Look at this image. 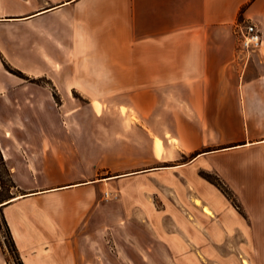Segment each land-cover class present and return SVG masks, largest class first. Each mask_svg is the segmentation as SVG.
Returning a JSON list of instances; mask_svg holds the SVG:
<instances>
[{
    "label": "crops",
    "instance_id": "obj_1",
    "mask_svg": "<svg viewBox=\"0 0 264 264\" xmlns=\"http://www.w3.org/2000/svg\"><path fill=\"white\" fill-rule=\"evenodd\" d=\"M240 22L264 37V0H0V151L23 193L3 209L23 264H109L89 208L46 201L93 189L96 147L117 143L126 167L128 132L133 174H216L264 232V47L238 57ZM79 99L118 104L136 128H111L104 108L80 129ZM78 163L86 176H66ZM48 171L64 176L41 186Z\"/></svg>",
    "mask_w": 264,
    "mask_h": 264
},
{
    "label": "rangeland",
    "instance_id": "obj_2",
    "mask_svg": "<svg viewBox=\"0 0 264 264\" xmlns=\"http://www.w3.org/2000/svg\"><path fill=\"white\" fill-rule=\"evenodd\" d=\"M77 105L80 129L102 127V119L94 118L93 113L104 108L111 113V119L107 121L111 128L124 127L128 131L136 128L134 119L122 121L115 118L114 113L125 111L116 103L94 104L93 108L86 100L79 99ZM130 133L133 132H128L126 140L121 136V140L126 141V167H119V152L122 150L117 143L111 144V151H107L105 145L96 147L88 151L94 154L93 189L61 200H47L46 205L77 203L89 208L88 218L95 226L96 253H104L109 264H144L142 258L145 254L150 256L153 264H264L262 226H252L233 193L227 197L204 178L215 180L211 176L213 173L176 168L160 170L154 176H137L133 173L143 168L129 166L135 160L137 146L135 136ZM166 145L164 141L158 150L156 156L160 159L168 155ZM146 154L147 151L140 152L142 156ZM86 169L78 163L66 176L82 178L86 176L83 173ZM55 176L49 171L42 174L40 185L46 186L64 175ZM109 178L116 180L105 182ZM97 183L104 185L96 187ZM21 194V189L13 185L0 165V264H19L17 253L20 257L21 254L16 242L15 251L8 235L10 228L3 203ZM92 195L93 199H87ZM52 218L57 220L58 217ZM52 218H47L50 225ZM58 250L52 248V252L45 255L55 256ZM99 264L103 262L99 261Z\"/></svg>",
    "mask_w": 264,
    "mask_h": 264
},
{
    "label": "built area",
    "instance_id": "obj_3",
    "mask_svg": "<svg viewBox=\"0 0 264 264\" xmlns=\"http://www.w3.org/2000/svg\"><path fill=\"white\" fill-rule=\"evenodd\" d=\"M236 51L243 61L251 54L260 52L264 47L261 28L253 22H240L235 27Z\"/></svg>",
    "mask_w": 264,
    "mask_h": 264
},
{
    "label": "trees",
    "instance_id": "obj_4",
    "mask_svg": "<svg viewBox=\"0 0 264 264\" xmlns=\"http://www.w3.org/2000/svg\"><path fill=\"white\" fill-rule=\"evenodd\" d=\"M9 70L12 73H14V74H16V75H18V76H20V77H22L24 79H27V80L29 79V78H26V76L23 73L19 72V71H13L11 69H9ZM0 165H2L4 167L6 173L11 178V181H12V183L14 185L15 183L12 180L11 172H10V170L8 169V167H7L6 163H5V160H4V157H3L2 153H1V151H0ZM211 176H214L215 177V180H211L209 177H204V176L203 177L207 181H209L210 183H212L214 186H216L225 195H227V197L232 195L231 190L222 182V180L216 174L215 175L211 174ZM4 222H5V225L7 226L6 221H4ZM8 235L10 236V239H11V242H12L13 247L15 248V251H17L16 246H15V241H14L13 236H12V234H11V232H10L9 229H8ZM17 260H18V263L19 264H23V262L21 260V257L18 255V253H17Z\"/></svg>",
    "mask_w": 264,
    "mask_h": 264
},
{
    "label": "water",
    "instance_id": "obj_5",
    "mask_svg": "<svg viewBox=\"0 0 264 264\" xmlns=\"http://www.w3.org/2000/svg\"><path fill=\"white\" fill-rule=\"evenodd\" d=\"M10 200H11V199H10ZM10 200H8V201L4 202L3 204H4V205L8 204L7 202H9ZM5 203H6V204H5Z\"/></svg>",
    "mask_w": 264,
    "mask_h": 264
},
{
    "label": "bare ground",
    "instance_id": "obj_6",
    "mask_svg": "<svg viewBox=\"0 0 264 264\" xmlns=\"http://www.w3.org/2000/svg\"><path fill=\"white\" fill-rule=\"evenodd\" d=\"M205 210H206L207 212H209V210H208L207 208H205Z\"/></svg>",
    "mask_w": 264,
    "mask_h": 264
}]
</instances>
